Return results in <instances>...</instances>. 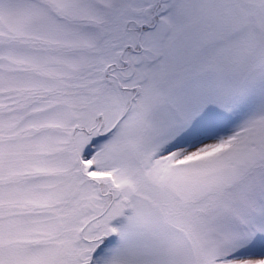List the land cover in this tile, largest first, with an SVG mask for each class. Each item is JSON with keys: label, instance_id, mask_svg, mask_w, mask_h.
I'll list each match as a JSON object with an SVG mask.
<instances>
[{"label": "snow or ice", "instance_id": "snow-or-ice-1", "mask_svg": "<svg viewBox=\"0 0 264 264\" xmlns=\"http://www.w3.org/2000/svg\"><path fill=\"white\" fill-rule=\"evenodd\" d=\"M0 264H264V0H0Z\"/></svg>", "mask_w": 264, "mask_h": 264}]
</instances>
